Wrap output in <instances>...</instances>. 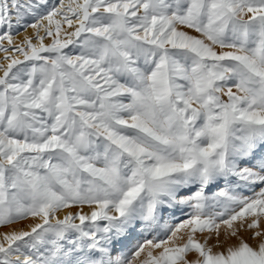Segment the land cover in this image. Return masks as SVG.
Here are the masks:
<instances>
[{
	"label": "snow or ice",
	"instance_id": "1",
	"mask_svg": "<svg viewBox=\"0 0 264 264\" xmlns=\"http://www.w3.org/2000/svg\"><path fill=\"white\" fill-rule=\"evenodd\" d=\"M0 264H264V0H0Z\"/></svg>",
	"mask_w": 264,
	"mask_h": 264
},
{
	"label": "rangeland",
	"instance_id": "2",
	"mask_svg": "<svg viewBox=\"0 0 264 264\" xmlns=\"http://www.w3.org/2000/svg\"><path fill=\"white\" fill-rule=\"evenodd\" d=\"M194 257H195V254L194 253H190L188 258L189 259H193Z\"/></svg>",
	"mask_w": 264,
	"mask_h": 264
}]
</instances>
